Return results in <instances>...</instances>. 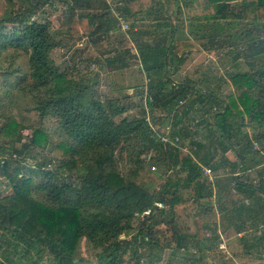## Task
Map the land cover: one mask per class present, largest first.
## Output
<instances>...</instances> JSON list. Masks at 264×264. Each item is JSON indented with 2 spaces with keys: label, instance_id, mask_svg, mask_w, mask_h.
Masks as SVG:
<instances>
[{
  "label": "trees",
  "instance_id": "obj_1",
  "mask_svg": "<svg viewBox=\"0 0 264 264\" xmlns=\"http://www.w3.org/2000/svg\"><path fill=\"white\" fill-rule=\"evenodd\" d=\"M5 1L0 184L8 190L0 188V264H39L46 252L54 264H78L82 238L97 264H146L149 248L161 245L164 223L173 231V250L187 251L202 230L199 218L214 210L218 198L219 181H209L204 165L227 173L228 189L242 196L232 219L240 226L250 222L249 249H264V176L248 175L264 163V0ZM58 3L68 24L54 33L40 15ZM114 11L130 29H121ZM73 38L108 41L99 57L83 58L98 61L100 70L130 72L135 66L143 76L131 84L112 79L111 90L101 92L100 70L77 72L81 60L62 66L54 58L53 51L71 48ZM199 46L224 50L248 67L236 63L218 76L207 64L198 77L177 81L174 75ZM226 79L233 86L228 94ZM146 103L155 124H171L180 146L152 135ZM7 108L36 113L27 124L30 139H18L25 121ZM196 113L194 124L205 132L185 149L195 116L187 118ZM210 229L203 247L211 249L219 234Z\"/></svg>",
  "mask_w": 264,
  "mask_h": 264
},
{
  "label": "rangeland",
  "instance_id": "obj_2",
  "mask_svg": "<svg viewBox=\"0 0 264 264\" xmlns=\"http://www.w3.org/2000/svg\"><path fill=\"white\" fill-rule=\"evenodd\" d=\"M59 8L57 10H52L51 7H47L45 12L41 13V17H44L46 19H49L51 22V28L54 33H58L60 30H65L67 28L66 23V12L62 11L63 6L61 4H57ZM7 7V3L5 0H0V16L3 15L5 9ZM74 44H72L71 48L66 47H59L56 48L53 51V56L56 59L58 64H61L62 66L68 64L70 66H73L74 61H79L77 72L79 70L81 72H86L90 75L95 74V72L99 69V62L96 60L92 61H86L83 58H96L101 55V50L109 48L108 41H103L99 43L98 45H94L92 42H90L86 38H73ZM116 44V42H112ZM132 50H136L135 46L131 44ZM82 55L81 59L79 55ZM226 51L224 50H205L199 47H194L189 54L188 59L182 66L181 71L179 72V77L184 78L182 76L191 75L192 77H198L196 71L201 70V68L207 66V64L211 65V68L213 69L214 74L216 75H226L228 71L235 70L236 69V63H240L241 67L246 69L248 67L246 60L239 59L238 61L233 59V56H227ZM24 61V60H22ZM124 72V73H123ZM99 83H98V89L103 92L107 93L111 90V83L110 81L112 79H115L116 81H125L126 84H131V82L135 81L136 76L140 77L142 73L138 71V69L133 66L131 71L129 72L127 69H124L123 71H108L106 69H101L99 73ZM132 74V77H131ZM182 74V75H180ZM143 76V74H142ZM218 80V79H217ZM222 88L223 92L228 94L233 90L232 83L229 79H226V81L222 82ZM129 92H132V89L130 88L128 90ZM6 112H12L20 119H23L25 123L21 125L19 133H18V139L20 141L22 140H28L31 138L32 129L28 127L27 124H31L32 122H35L37 119V115L35 112L25 113L23 111L18 112V109L16 108H7L5 109ZM21 116V117H20ZM195 116V118H194ZM199 114H191L187 119H193V121L189 120L191 122L190 130H192V133L186 138V143L188 141H191L192 139H195V137L202 138V134L205 132L204 128H197L195 126V120L198 119ZM3 118H0V125L3 123ZM49 128L50 130L54 129V123L52 121H49ZM159 127L162 128L165 126L164 123L160 122ZM254 141H257L256 139H253ZM185 143V142H184ZM185 143V145H186ZM189 148H190V144ZM259 148H262L261 145ZM231 151V150H230ZM229 151V154L232 155V153ZM129 166V163L127 162V158L124 157L123 160L120 162V168L121 170L125 171V169ZM157 169V168H156ZM215 174V173H214ZM227 175V173H225ZM0 188L4 189L5 191L8 190L7 187H5L3 184H0ZM218 191V189H216ZM232 194H238V192L234 189L232 191ZM239 195V194H238ZM217 197V196H216ZM216 216V213L211 210L209 211L205 216H201L199 218V225L201 226L202 230L200 231V237H205L206 240L208 237L212 236V231L210 228L204 227V220H209L210 224L214 221V218ZM214 224V223H213ZM211 226V225H210ZM159 229H161V232L163 234L160 235V242L161 245L159 246H152L149 248V251L151 253L150 262L146 261V264H247L248 260L247 257L251 258V255L248 253H242V257L238 259L235 257L233 258L232 251L229 248L228 245V238L222 228L218 226L217 231L221 232L223 235V238H225V245L226 248L220 249L219 244H215L214 248H211L209 252L206 253L205 258L199 259V251L191 250L189 247V250H173V246L175 245V241L172 237L173 231L170 229V226L168 224H162L159 226ZM211 233V235H210ZM132 233L130 234V236ZM124 236V235H123ZM223 240V239H222ZM75 256L77 258H83V261H80L78 264H97V259L95 256V253L93 250H91L87 243L85 242L84 238H82L79 243L77 250L75 252ZM251 260V259H250ZM262 262H254L253 260L250 261L249 264H261ZM39 264H54L53 261L50 260V256L46 253H44L43 259L39 262Z\"/></svg>",
  "mask_w": 264,
  "mask_h": 264
},
{
  "label": "crops",
  "instance_id": "obj_3",
  "mask_svg": "<svg viewBox=\"0 0 264 264\" xmlns=\"http://www.w3.org/2000/svg\"><path fill=\"white\" fill-rule=\"evenodd\" d=\"M119 12V11H114ZM120 13V12H119ZM117 16V15H116ZM118 18V17H117ZM130 23V21H129ZM142 23L138 22V24ZM119 24V21H118ZM120 26V25H119ZM121 27V26H120ZM182 69V67H181ZM181 69L174 75L177 81L183 80L188 76H191L190 74L187 76H182L184 78L179 77V72ZM182 75V74H180ZM170 124V123H169ZM232 155L229 154V151L227 155L231 158H235V154L233 151H230ZM216 178L219 181V186L218 184L216 185V188L218 189V198L216 200V204L214 207V212L216 213V216L214 218V221L210 224L209 220L207 219L204 220V227L206 228H211L212 226H215L218 228L220 226L224 233L226 234L228 238V245L230 250L232 251V256L235 259L237 257L240 259L242 257V253H248L251 255L250 257H247L246 259L248 260V263L250 261L254 262H262L261 264H264V249H261L259 252H256L254 250H251L248 248L250 245V238H251V225L250 222L248 221L246 225L240 226L238 225V221H234L232 219V216L235 215V206L238 204V200L241 199V194H232V191L234 188L231 187V189H228V179L227 176H222L224 175L223 170H221L219 173L215 172ZM248 175L250 176L251 179H256L259 180L264 176V163H261L257 165L256 167L250 169L248 171ZM247 198L245 201L247 202ZM206 215V214H205ZM203 215V216H205ZM247 216L244 215L243 218H246ZM214 223V224H213ZM211 225V226H210ZM206 240L205 237H200V238H195L192 239L190 243V249L196 251H199V257L201 254H205L210 251V248H207L206 246L203 247L204 243L203 241ZM248 244L246 246L245 244ZM215 245H213L212 248H214ZM251 259V260H250ZM244 264V263H241Z\"/></svg>",
  "mask_w": 264,
  "mask_h": 264
},
{
  "label": "built area",
  "instance_id": "obj_4",
  "mask_svg": "<svg viewBox=\"0 0 264 264\" xmlns=\"http://www.w3.org/2000/svg\"><path fill=\"white\" fill-rule=\"evenodd\" d=\"M115 14L118 17L119 25L121 26V29L122 30H125V31L128 30V29H130V23H129V21L121 13L115 12ZM145 106H146L145 107V110H146L145 111V118H146V120L148 121V123L151 126V129H152V132H153L152 135L155 136V137L160 138L164 142L165 145H167V144H173L174 146H180L181 145V139H180V137L178 135H174V136L171 135V132H172V126H171V124H167V125L163 126L162 128H160L158 124H155L153 122L151 110L148 107L147 103H146ZM195 139H199V137H195ZM189 142L190 141H188L186 143V140H185V143L187 144V146L185 147V149H190L188 147L189 146V144H188ZM254 147L255 148H259L258 141H254ZM152 168L153 169H156V166L153 165ZM203 168H204L205 174L208 176L209 181L214 182L215 181V178H216V175L214 174L213 168L211 166H207V165H204ZM234 174L235 175L239 174V171L235 172ZM157 205L159 207H162L163 206V203H157ZM151 211H152V209L149 208V209L145 210L143 212V214H149ZM261 228L264 229V225H262ZM218 234H219V240H218L219 247H220V249H224V248H226V245H225L226 244L225 243L226 240H225V238H223V235H222L221 232H218ZM210 235H211V233H210Z\"/></svg>",
  "mask_w": 264,
  "mask_h": 264
}]
</instances>
